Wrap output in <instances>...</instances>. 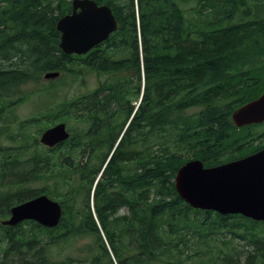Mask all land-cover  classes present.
Instances as JSON below:
<instances>
[{"label":"trees","instance_id":"obj_1","mask_svg":"<svg viewBox=\"0 0 264 264\" xmlns=\"http://www.w3.org/2000/svg\"><path fill=\"white\" fill-rule=\"evenodd\" d=\"M94 1L118 29L67 55L55 23L71 0H0V223L41 194L62 208L54 228L0 224V264H264V224L191 208L174 187L188 160L257 150L230 116L263 90L264 0ZM56 122L69 139L41 146Z\"/></svg>","mask_w":264,"mask_h":264},{"label":"water","instance_id":"obj_2","mask_svg":"<svg viewBox=\"0 0 264 264\" xmlns=\"http://www.w3.org/2000/svg\"><path fill=\"white\" fill-rule=\"evenodd\" d=\"M70 14L60 18L56 29L61 33L59 47L65 54H84L104 41L117 29L112 11L97 6L92 0H72ZM57 77L50 73L46 79ZM231 119L236 127L264 121V92L255 100L236 109ZM69 133L64 123L46 129L39 138L41 144L53 147L66 140ZM175 188L190 206L211 209L220 214H242L264 221V150L213 168H203L198 160L189 161L177 172ZM60 205L39 196L13 207L4 221L16 224L34 220L46 227L58 224Z\"/></svg>","mask_w":264,"mask_h":264},{"label":"rangeland","instance_id":"obj_3","mask_svg":"<svg viewBox=\"0 0 264 264\" xmlns=\"http://www.w3.org/2000/svg\"><path fill=\"white\" fill-rule=\"evenodd\" d=\"M8 65V64H7ZM6 64H0V67H4V66H7ZM94 80H91V83L93 84ZM37 110V105H36V101H33L31 99H29L28 101L24 102L23 104L19 105L16 109V113L17 115H19L20 117L22 118H26L27 116H31L33 115L34 113L33 112H36ZM57 123V122H56ZM51 126V125H50ZM260 130H255L254 132H259ZM258 139V138H257ZM255 143H259L258 141H254ZM262 142L261 144H264V138L261 139ZM38 187V185H37ZM90 204H91V200H90ZM125 208H122L121 211L119 212L118 215H122L123 212H125ZM81 245V242H76L75 243V247L74 249L72 250L73 252L70 253L69 250H61L59 253H57L55 255V257L57 259H61V258H64L65 256H68V255H75V253L77 252V248L76 247H79ZM242 249V248H240ZM239 249V250H240ZM244 255L245 253L243 254V258H244ZM241 264H243V259H242V262Z\"/></svg>","mask_w":264,"mask_h":264},{"label":"bare ground","instance_id":"obj_4","mask_svg":"<svg viewBox=\"0 0 264 264\" xmlns=\"http://www.w3.org/2000/svg\"><path fill=\"white\" fill-rule=\"evenodd\" d=\"M55 28H56V26H55ZM109 38V37H108ZM107 38V39H108ZM107 39H105L104 41H102V42H100V43H98L97 45H99V44H101V43H103V42H105ZM97 45H95V46H93L91 49H89L86 53H88L90 50H92L94 47H96ZM86 53H84V54H75V53H73V54H75V55H85ZM1 68V67H0ZM2 69V68H1ZM50 73H57V76H59V73L58 72H47V73H45L43 76H42V80H47L46 78H45V76L47 75V74H50ZM55 80V79H54ZM129 121V120H128ZM136 124V123H135ZM146 133V132H145ZM140 137V136H139ZM144 138V137H143ZM118 145V144H117ZM114 151V150H113ZM111 154H112V151L109 153V156H108V158H107V161L110 159V157H111ZM107 161H105L106 163H107ZM105 163V164H106ZM105 164H104V166H105ZM104 166L102 167V169L104 168ZM183 166V165H182ZM181 166V167H182ZM180 167V168H181ZM179 168V169H180ZM178 169V170H179ZM178 170H177V172H178ZM102 171V170H101ZM101 171L99 172V174H97V176H96V181L99 179V177H100V174H101ZM177 172H176V175H177ZM176 175H175V178H176ZM95 177V176H94ZM175 178H174V187H175ZM13 181V180H12ZM95 181V182H96ZM176 189V188H175ZM177 192V191H176ZM39 196H46V195H44V194H41V195H38V196H36V197H39ZM35 196H34V198H36ZM47 198H49L48 196H46ZM34 198H31V199H34ZM31 199H28V200H26V201H24V202H22V203H20V204H23V203H25V202H27V201H29V200H31ZM49 199H52V198H49ZM52 200H54V199H52ZM143 200V199H142ZM20 204H17V205H20ZM17 205H15V206H17ZM93 205V204H92ZM15 206H13V207H15ZM13 207H11V209L13 208ZM11 209H10V211H11ZM10 216V215H9ZM61 217H62V213H61V215H60V219H61ZM9 218V217H8ZM8 218L7 219H5V220H2L1 221V225L2 226H10V227H13V226H16L17 224H19L20 222H23V221H20V222H18V223H16V224H13V225H11V224H7V223H5L4 221H6V220H8ZM60 219H59V221H58V224H59V222H60ZM36 223V222H35ZM37 224H39V223H37ZM57 224V225H58ZM39 225H41V224H39ZM56 225V226H57ZM41 226H43V225H41ZM43 227H45V228H54V227H46V226H43ZM187 252V251H186ZM219 260V259H218Z\"/></svg>","mask_w":264,"mask_h":264},{"label":"flooded vegetation","instance_id":"obj_5","mask_svg":"<svg viewBox=\"0 0 264 264\" xmlns=\"http://www.w3.org/2000/svg\"><path fill=\"white\" fill-rule=\"evenodd\" d=\"M96 176H97V175H96ZM122 208H125V207H121V208L118 210V213H117V214H119V212L121 211ZM125 210H126V208H125ZM125 212H126V211H125ZM125 212H123L122 215H123Z\"/></svg>","mask_w":264,"mask_h":264}]
</instances>
